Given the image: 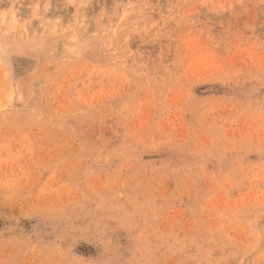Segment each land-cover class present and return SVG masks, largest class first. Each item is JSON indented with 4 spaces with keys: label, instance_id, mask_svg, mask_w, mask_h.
Instances as JSON below:
<instances>
[{
    "label": "rangeland",
    "instance_id": "374dc122",
    "mask_svg": "<svg viewBox=\"0 0 264 264\" xmlns=\"http://www.w3.org/2000/svg\"><path fill=\"white\" fill-rule=\"evenodd\" d=\"M86 2L0 0V264H264V0Z\"/></svg>",
    "mask_w": 264,
    "mask_h": 264
},
{
    "label": "bare ground",
    "instance_id": "6f19581e",
    "mask_svg": "<svg viewBox=\"0 0 264 264\" xmlns=\"http://www.w3.org/2000/svg\"><path fill=\"white\" fill-rule=\"evenodd\" d=\"M40 1H43V0H38V2H40ZM46 1H47V0H46ZM84 1L86 2V1H88V0H84ZM183 1H184V0H183ZM49 2H50V1H49ZM71 2H72V1H71ZM41 3H42V2H41ZM82 3L85 4L83 1H82ZM86 3H88V2H86ZM7 4H8V3H7ZM12 4H14V2H13ZM46 4H47V3H46ZM51 4H52V3H51ZM24 5H25V4H24ZM1 6H2V8L5 9V6L3 7V4H1L0 7H1ZM11 6H12V5H11ZM11 6H10V7H11ZM38 6H40V3H39ZM82 6H83V5H82ZM35 7H37V6H35ZM45 7H46V6H45ZM15 8H16V7H15ZM15 8H12V9L14 10ZM23 8H24V7H23ZM39 8H40V7H39ZM39 8H38V9H39ZM49 8H50V7H49ZM16 9H17V8H16ZM35 9H36V8H35ZM47 9H48V8H47ZM1 10H3V9H1ZM13 10H12V11H13ZM6 11H7V10H6ZM29 11H30V10H29ZM40 11H42V10H40ZM19 12H20V11H19ZM34 12H35V11H34ZM42 12H43V11H42ZM46 12H47V10H46ZM3 13H5V15H3L2 18L5 17V16H7V15H6L7 12H4V11H3ZM11 13H12V14H10V17H11V18H10V21H11V25H14L15 23H17V21H19V20H18L19 17H17V15H16V13H15L14 11L11 12ZM44 14H45V13H44ZM20 15H21V14H20ZM25 15H26V14H25ZM35 15H36V14H35ZM41 15H42V13H41ZM41 15H39V16H41ZM46 16H47V15H46ZM51 16H52V15H50V17H51ZM40 18H41V17H40ZM44 18H45V17H44ZM44 18H43V19H44ZM46 18L49 19L48 17H46ZM57 18H58V17H57ZM19 19H20V18H19ZM59 19H60V18H59ZM56 20H57V19H56ZM10 21H9V22H10ZM44 21H45V20H44ZM47 21H48V20H47ZM4 22H5V21H4ZM110 22H111V21H110ZM2 23H3V22H1V24H2ZM45 23H46V22H45ZM45 23H44V25H43V23H41V25H42L43 27H44V26L46 27ZM65 23H66V22H65ZM65 23H64V24H65ZM84 23H85V21H82V22H81V24H84ZM9 24H10V23H9ZM21 24H23V25H20L21 30H20V28H19L21 35H22V36H25V38L30 37V35L27 34V33H28L27 24H25V23H21ZM35 24H36V23H35ZM48 24H51V23H48ZM64 24H63V25H64ZM108 24H109V23H108ZM11 25H10V26H11ZM50 26H51V25H50ZM65 26H66V25H65ZM80 26H81V25H80ZM80 26H79V27H80ZM107 26H109V25H107ZM107 26H105V27H107ZM7 27H8V26H7ZM11 27H12V26H11ZM32 27H33V26H32ZM36 27H37V26H36ZM43 27H42V29H43ZM45 27H44V28H45ZM79 27H78V28H79ZM105 27H104V28H105ZM40 28H41V27H40ZM52 28L54 29L53 31H55V29L57 28V26H56L55 28L52 26ZM52 28H51V29H52ZM61 28H62V27H61ZM85 28H86V27L83 26V27L80 28V29L83 31V29H85ZM99 28H100V27H99ZM36 29H37V30H35V31L37 32V31H38V28H36ZM42 29H40V31H41ZM19 30H18V31H19ZM61 30H62V29H60V31H61ZM104 30H106V28H105ZM42 31H44V29H43ZM48 31H49V32H52L50 29H48ZM82 31H81V32H82ZM29 32H30V30H29ZM78 32H79V30H78ZM31 33H32V31H31ZM33 33H34V32H33ZM42 33H43V32H42ZM75 33H76V32H75ZM82 33H83V32H82ZM87 33H88V32H87ZM29 34H30V33H29ZM55 34H56V33H55ZM4 35H5V34H4ZM21 35H18V37L21 36ZM44 35H45V33H44ZM46 35H47V34H46ZM78 35H80V34H78ZM83 35H85V33H84ZM88 35H89V34H88ZM90 35H91V34H90ZM1 37H2V36H1ZM80 37H82V34H81ZM35 38H36V37H35ZM53 38H54V37H53ZM12 39H13V38H12ZM21 39H22V38H21ZM42 39H43V38H42ZM73 39H74V38H73ZM75 39H76V38H75ZM23 40H24V39H23ZM69 40H70V39H69ZM94 40H95V39H94ZM25 41H26V40H25ZM25 41H24V42H25ZM43 41H44V40H43ZM76 41H77V40H76ZM68 42H70V41H68ZM13 43H14V42H13ZM13 43H12V44H13ZM76 43H79V44H80V42H76ZM60 44H61V43H60ZM60 44H59V45H60ZM16 45H17V43H16ZM44 45H45V44H44ZM56 45H57V44H56ZM63 46H64V45H63ZM65 46H68V43H66ZM73 47L77 48L78 46H77V47H76V46H73ZM88 47H89V48L91 47L90 44H89ZM7 48H8V45H0V59H1V61H4V60H5V57H6L5 55H6ZM24 48H25V47H24ZM46 48H47V47H46ZM52 48H53V47H52ZM54 48H55V47H54ZM56 48H57V47H56ZM60 48H61V46H60ZM89 48L86 47V50L91 51V50H89ZM43 49H44V48H43ZM67 49H68V48H67ZM70 49H73V48L70 47ZM34 51H35V50H34ZM72 51H73V50H72ZM68 52H69V51H68ZM53 53H54V52H53ZM73 53H74V52H73ZM45 54H46V53H45ZM69 54H70V52H69ZM72 55H75V54H72ZM44 56H45V55H44Z\"/></svg>",
    "mask_w": 264,
    "mask_h": 264
}]
</instances>
